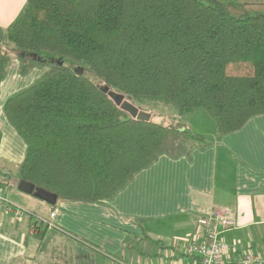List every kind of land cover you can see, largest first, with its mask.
Here are the masks:
<instances>
[{
  "label": "trees",
  "instance_id": "trees-1",
  "mask_svg": "<svg viewBox=\"0 0 264 264\" xmlns=\"http://www.w3.org/2000/svg\"><path fill=\"white\" fill-rule=\"evenodd\" d=\"M13 57L22 75L47 68L4 107L27 144L19 178L59 201H100L178 135L207 146L184 116L207 112L221 136L264 114V0H27L0 28V82ZM110 91L151 121L132 118ZM30 218L41 263L76 264L55 241L64 231L47 235Z\"/></svg>",
  "mask_w": 264,
  "mask_h": 264
},
{
  "label": "crops",
  "instance_id": "crops-1",
  "mask_svg": "<svg viewBox=\"0 0 264 264\" xmlns=\"http://www.w3.org/2000/svg\"><path fill=\"white\" fill-rule=\"evenodd\" d=\"M26 3L0 0V28H8ZM46 71L37 63L22 75L20 60L13 57L0 82V188H12L10 181L19 178L27 153L24 138L6 116L5 104ZM202 112L182 122L207 146L190 144L178 135L98 202L58 200L51 206L19 190L16 201H11L8 190L1 188L18 209H0V264H30L40 253L31 215L64 231L55 237L72 245L76 264L187 262V243L199 236L198 219L223 211L234 214L236 225L221 238L235 243L239 254L264 256V114L220 136L216 121ZM45 225L47 235L54 231Z\"/></svg>",
  "mask_w": 264,
  "mask_h": 264
},
{
  "label": "built area",
  "instance_id": "built-area-1",
  "mask_svg": "<svg viewBox=\"0 0 264 264\" xmlns=\"http://www.w3.org/2000/svg\"><path fill=\"white\" fill-rule=\"evenodd\" d=\"M15 212L18 208H13L8 198L7 192L0 188V209ZM18 213V212H17ZM52 218L56 213L51 214ZM42 221V220H41ZM47 223L50 229L54 224ZM236 225V219L231 211L213 212L198 219L197 235L195 239L189 241L186 246L187 262L178 264H264V256L253 253L239 254L235 243L228 244L221 236L224 232L232 229ZM32 233H37L32 228Z\"/></svg>",
  "mask_w": 264,
  "mask_h": 264
},
{
  "label": "water",
  "instance_id": "water-1",
  "mask_svg": "<svg viewBox=\"0 0 264 264\" xmlns=\"http://www.w3.org/2000/svg\"><path fill=\"white\" fill-rule=\"evenodd\" d=\"M75 72L78 75H82L84 69H76ZM109 95L115 97L118 101H120L122 110L128 112L132 116V118L144 122L151 121V114L144 111H140L134 104H132L128 100H125L123 95H120L113 91H110ZM10 186L27 195L34 196L35 198L44 201L51 206L57 205L58 196L56 194L51 193L43 188H37L34 184L30 182L24 181L20 178H12L10 181Z\"/></svg>",
  "mask_w": 264,
  "mask_h": 264
},
{
  "label": "rangeland",
  "instance_id": "rangeland-1",
  "mask_svg": "<svg viewBox=\"0 0 264 264\" xmlns=\"http://www.w3.org/2000/svg\"><path fill=\"white\" fill-rule=\"evenodd\" d=\"M9 48H12V46L10 45L9 46ZM69 65L70 66H76V69H80L79 67L81 66V64H77V62H74V61H71V60H69ZM82 68V67H81ZM83 69V68H82ZM87 69V68H86ZM84 72H85V75L92 81V82H94V83H96V84H98L100 87H101V89H106V86L105 85H101L100 84V82L94 77V75L89 71V69H87L86 71L84 70ZM83 72V73H84ZM171 112V113H170ZM175 110H167V109H164L163 110V112L162 113H164L165 115H167V114H173V115H175ZM200 114H203V116H205V118H207V119H209V120H211V122H214L213 121V119H211V117H209V115L206 113V112H202V113H200ZM199 116H201V115H199ZM187 117H189V116H184L183 118H182V121L183 122H187ZM155 120L156 121H158V122H163V123H170L169 122V120H167V118H163V117H160V116H157V117H155ZM1 188H3V189H7L8 190V195H9V198H10V200L11 201H16V199L14 198V194H18L17 193V189H14V188H8L7 186H4V185H2L1 186ZM28 198V197H27ZM30 198V197H29ZM34 197H32V199L31 200H33L34 202H36L35 200H37V199H33ZM21 206H23V207H26V209H28V210H30L28 207H27V205H25V204H23V203H21L20 204ZM25 209V210H26ZM51 232V231H50ZM61 241H62V243H64L65 242V240H62V238H59ZM57 240V239H56ZM60 240H57L58 242H61ZM38 245H40V244H38ZM37 245V249H38V252H39V246ZM71 247H72V245H70ZM73 248V247H72ZM37 249H36V253H37ZM41 260H43L42 261V263L44 262V259L42 258L41 259V257H40V253L37 255V257L34 259V262H30V264H42L41 263Z\"/></svg>",
  "mask_w": 264,
  "mask_h": 264
}]
</instances>
